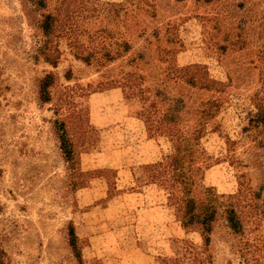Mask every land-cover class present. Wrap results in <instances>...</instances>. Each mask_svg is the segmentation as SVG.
Here are the masks:
<instances>
[{"label": "rangeland", "instance_id": "374dc122", "mask_svg": "<svg viewBox=\"0 0 264 264\" xmlns=\"http://www.w3.org/2000/svg\"><path fill=\"white\" fill-rule=\"evenodd\" d=\"M44 1L0 0V264H264V0Z\"/></svg>", "mask_w": 264, "mask_h": 264}, {"label": "trees", "instance_id": "16d2710c", "mask_svg": "<svg viewBox=\"0 0 264 264\" xmlns=\"http://www.w3.org/2000/svg\"><path fill=\"white\" fill-rule=\"evenodd\" d=\"M38 9L45 8L44 0H33ZM55 18L51 14L43 15V19L40 22V29L45 37H50L54 32ZM53 83V76L51 74L46 75L40 83L39 95L43 102L49 101V87ZM251 126L264 125V111L258 109L253 118L249 120ZM58 139L60 143V150L67 162H71L73 159L74 151L73 145L70 141V137L67 133L66 127L62 122H56ZM181 175V173H180ZM180 184L186 187L185 182L180 180ZM185 193L189 191L184 189ZM208 193L210 191H207ZM216 197L209 194L205 199L197 201L194 198L186 197L183 201L184 205L181 208L180 217L182 219L181 224L184 228L197 227L201 231L202 239L205 245L209 244L210 234L213 230V225L218 219V216L223 218L226 227L235 234H239L242 231V224L238 217L237 212L232 205H223L221 211L215 204ZM68 244L77 260H81V253L78 248L77 236L73 225L68 227Z\"/></svg>", "mask_w": 264, "mask_h": 264}]
</instances>
